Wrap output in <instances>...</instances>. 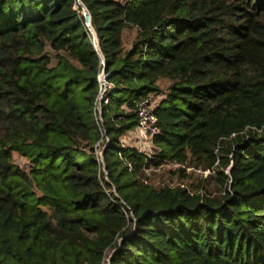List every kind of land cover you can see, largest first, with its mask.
<instances>
[{"label":"trees","instance_id":"obj_1","mask_svg":"<svg viewBox=\"0 0 264 264\" xmlns=\"http://www.w3.org/2000/svg\"><path fill=\"white\" fill-rule=\"evenodd\" d=\"M81 2L0 0V264H264V0Z\"/></svg>","mask_w":264,"mask_h":264},{"label":"built area","instance_id":"obj_2","mask_svg":"<svg viewBox=\"0 0 264 264\" xmlns=\"http://www.w3.org/2000/svg\"><path fill=\"white\" fill-rule=\"evenodd\" d=\"M77 3L82 5L81 0H77ZM82 14L85 19V25L89 27V29L92 30L91 22H90V14L86 10V8L83 7V5H82ZM92 36H93V44L95 48H98V45H97L98 40L93 31H92ZM103 68L101 69V71L99 72L97 76L99 89H98V96H97V100L95 104L96 111L98 113L99 120L101 122H102L103 105L106 106L109 104L110 95L114 89L113 83L108 81L107 74L105 73ZM136 114L138 117V124L132 130L130 135H132L133 138L137 141L134 150L137 153L144 155L145 160H148L151 158L152 153H153L152 138L155 134L158 133L157 118L155 114L153 113V105L150 103L148 99H143L137 103ZM121 146L124 149L126 148V146L122 143H121ZM95 150L98 156V161L101 164H104L102 150L99 144L96 146ZM118 154L121 155V152L119 151ZM128 167L129 169H131V165L129 163H128Z\"/></svg>","mask_w":264,"mask_h":264},{"label":"rangeland","instance_id":"obj_3","mask_svg":"<svg viewBox=\"0 0 264 264\" xmlns=\"http://www.w3.org/2000/svg\"><path fill=\"white\" fill-rule=\"evenodd\" d=\"M133 34L131 32L127 33V38L132 39ZM161 87L163 86V83L160 84ZM161 97V94H152L151 95V104L154 106V104H156V102L159 100V98ZM120 140L122 141V144H124L126 147H133V149H135V145L137 143V141L133 138L132 135H130V133L127 134H123L120 137ZM116 158L115 154L113 153L112 155H110V160H114ZM15 163H17L18 165H20L21 167H25L26 166V160H24L23 158H20L18 155H15ZM165 169H170L173 170L174 167L167 165L166 167H164ZM186 170L188 172L192 171L193 173H195L196 175H198L199 177H205L207 175L206 172H201L198 170H195L193 168H186ZM165 171V170H164ZM147 172V176L151 181H154L155 183H160L162 181H171L170 184L172 183H177L179 180L176 176L174 175H170L168 172H162V171H158V172H153V170H148ZM195 175V176H196ZM108 179V177H107Z\"/></svg>","mask_w":264,"mask_h":264},{"label":"water","instance_id":"obj_4","mask_svg":"<svg viewBox=\"0 0 264 264\" xmlns=\"http://www.w3.org/2000/svg\"><path fill=\"white\" fill-rule=\"evenodd\" d=\"M96 50L100 53V51H99V49L98 48H96ZM101 54V53H100ZM101 60H102V63H103V65H104V68H103V70L105 71V59H104V57L101 55Z\"/></svg>","mask_w":264,"mask_h":264}]
</instances>
